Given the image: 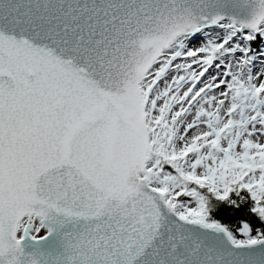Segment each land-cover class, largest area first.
Wrapping results in <instances>:
<instances>
[{
	"label": "snow or ice",
	"instance_id": "obj_1",
	"mask_svg": "<svg viewBox=\"0 0 264 264\" xmlns=\"http://www.w3.org/2000/svg\"><path fill=\"white\" fill-rule=\"evenodd\" d=\"M0 264H264V0H0Z\"/></svg>",
	"mask_w": 264,
	"mask_h": 264
}]
</instances>
